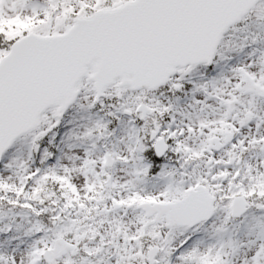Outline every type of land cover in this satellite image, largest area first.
Masks as SVG:
<instances>
[{"label":"snow or ice","instance_id":"obj_1","mask_svg":"<svg viewBox=\"0 0 264 264\" xmlns=\"http://www.w3.org/2000/svg\"><path fill=\"white\" fill-rule=\"evenodd\" d=\"M0 264H264V0H0Z\"/></svg>","mask_w":264,"mask_h":264}]
</instances>
